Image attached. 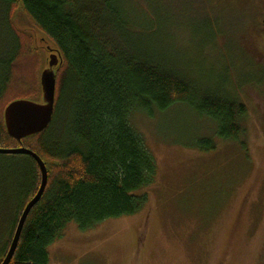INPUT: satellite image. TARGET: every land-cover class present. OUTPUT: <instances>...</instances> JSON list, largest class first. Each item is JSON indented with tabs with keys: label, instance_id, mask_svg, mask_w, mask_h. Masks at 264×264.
Here are the masks:
<instances>
[{
	"label": "trees",
	"instance_id": "obj_1",
	"mask_svg": "<svg viewBox=\"0 0 264 264\" xmlns=\"http://www.w3.org/2000/svg\"><path fill=\"white\" fill-rule=\"evenodd\" d=\"M208 1L191 0V11L207 14L196 36L204 39L199 33L207 28L211 46L219 41L221 48L220 40L231 41L232 47L225 46L230 55L247 54L251 63L263 69L254 81L238 80L228 87L225 72L216 78L204 68L201 56L190 61V53L173 49L177 12H182L176 1L0 0L15 44L0 67V148L31 150L48 169L46 190L26 220L10 264H49L48 248L72 222L88 231L106 220L133 216L144 209L148 195L136 193L155 182L158 164L131 126L135 114L154 118L186 105L211 120L217 138L223 141H238L246 134L248 109L239 90L264 85V0L255 6L258 12L262 8L261 15L250 12L247 29L242 20L224 32L218 28L221 17H215ZM195 3L199 6L194 7ZM17 13L62 61L51 124L21 141L9 136L4 110L15 100H40L39 76L45 55L32 33L13 25ZM237 33L238 40L232 39ZM60 114L65 121L56 136ZM193 145L205 152L217 149L213 138L198 139ZM242 146L246 149L245 143ZM5 157L25 161L26 170L21 174L19 204L0 264L42 179L33 157Z\"/></svg>",
	"mask_w": 264,
	"mask_h": 264
},
{
	"label": "rangeland",
	"instance_id": "obj_2",
	"mask_svg": "<svg viewBox=\"0 0 264 264\" xmlns=\"http://www.w3.org/2000/svg\"><path fill=\"white\" fill-rule=\"evenodd\" d=\"M172 1L182 11L177 12L173 49L190 53V61L201 56L204 68L216 78L225 72L228 87L261 74L263 69L251 63L247 54L230 55L225 46L232 47L231 41L220 40L221 48L219 41L211 46L207 28L199 33L204 39L196 36L206 12L191 11V0ZM258 3L211 0L207 4L214 8L215 17H221L218 28L224 32L242 20L247 29L248 16L261 15L262 8L259 12L255 8ZM248 7L249 11L243 9ZM17 15L13 25L33 34L46 64L50 45L42 43L40 33ZM231 38L238 40L239 33ZM14 45L6 11L0 5V67ZM239 91L248 113L246 134L238 141L217 138L215 124L186 105L154 118L135 114L131 126L158 164L155 182L136 193H146L148 203L136 215L109 219L88 231H81L75 222L68 224L62 237L48 248L49 264H264V85ZM64 121L60 114L56 136ZM203 138L215 139L217 149L195 148L196 140ZM25 167L23 160L0 155V255L9 240Z\"/></svg>",
	"mask_w": 264,
	"mask_h": 264
},
{
	"label": "water",
	"instance_id": "obj_3",
	"mask_svg": "<svg viewBox=\"0 0 264 264\" xmlns=\"http://www.w3.org/2000/svg\"><path fill=\"white\" fill-rule=\"evenodd\" d=\"M264 26V19H263ZM51 52L47 57V62L40 72L39 84L41 88V97L39 101L30 99H20L11 102L4 110V123L10 137L17 141L32 137L44 132L53 120L57 78L62 65L58 53L51 47ZM0 155H27L33 157L41 171V185L37 194L28 202L18 221L15 233L10 243L9 249L1 264H10L20 242L21 234L26 220L33 207L41 200L47 184L48 169L45 162L35 152L25 149H4L0 148Z\"/></svg>",
	"mask_w": 264,
	"mask_h": 264
}]
</instances>
